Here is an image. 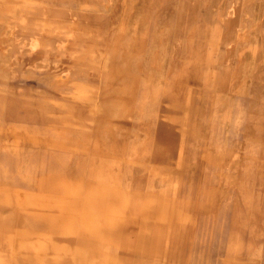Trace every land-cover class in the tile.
I'll return each mask as SVG.
<instances>
[{
    "label": "rangeland",
    "instance_id": "rangeland-1",
    "mask_svg": "<svg viewBox=\"0 0 264 264\" xmlns=\"http://www.w3.org/2000/svg\"><path fill=\"white\" fill-rule=\"evenodd\" d=\"M88 1L0 0V264H264V0Z\"/></svg>",
    "mask_w": 264,
    "mask_h": 264
},
{
    "label": "bare ground",
    "instance_id": "bare-ground-1",
    "mask_svg": "<svg viewBox=\"0 0 264 264\" xmlns=\"http://www.w3.org/2000/svg\"><path fill=\"white\" fill-rule=\"evenodd\" d=\"M107 2V3H110L111 2V0H98V4H99V2L101 3V2ZM237 1V0H236ZM241 2H242V0H240ZM77 2H78V4H77V6H75L74 8H71V9H69V10H84V9H86L87 7H92V5H93V3L94 2H92V1H88V0H77ZM157 2V1H156ZM240 2V3H241ZM157 3H159V2H157ZM156 3V4H157ZM234 3V2H233ZM235 5V4H234ZM240 6H241V4L239 5V7H237V4H236V7H237V9L238 8H240ZM234 7V6H233ZM107 8H108V6H107ZM156 9V8H155ZM173 9V8H172ZM235 9V8H234ZM230 11H231V8L229 9ZM239 10V9H238ZM237 10V11H238ZM233 11H236V10H233ZM229 12V11H228ZM71 13V12H70ZM172 13V12H171ZM234 13H238V12H234ZM172 15V14H171ZM169 16H170V14H169ZM234 16H235V18H236V14H234ZM239 16H240V13H239ZM238 16V17H239ZM167 17H168V15H167ZM220 17V16H219ZM229 17V16H228ZM86 18V17H85ZM221 18V17H220ZM233 19V18H232ZM166 20V19H165ZM223 20H224V18H223ZM222 20V21H223ZM229 20V19H228ZM236 20H237V18H236ZM79 21V20H78ZM77 21V22H78ZM167 21V20H166ZM232 21L233 22H235L234 21V19L233 20H231L230 22L232 23ZM237 21H239V20H237ZM147 23V22H146ZM229 24V23H228ZM237 24V23H236ZM144 25V24H143ZM231 24H229V26H230ZM233 25V24H232ZM236 26H238V25H236ZM232 27H234V26H232ZM165 29V28H164ZM230 29H231V27H230ZM57 31V30H56ZM228 31V30H227ZM234 31H235V29H234ZM47 33H49V32H47ZM226 35H227V33H225ZM224 37H226V36H223V38ZM182 39V38H181ZM221 39H222V37H221ZM180 40V39H179ZM231 40V39H230ZM35 41H37V40H34V43H35ZM159 42V41H158ZM178 42V41H177ZM177 44V43H176ZM181 43L179 42V45H180ZM32 45V44H31ZM36 46H38L37 44H36ZM231 47V46H230ZM232 48V47H231ZM230 48V49H231ZM262 48H263V46H262ZM63 49V48H62ZM229 48H227V50H230ZM234 50V49H233ZM263 50V49H262ZM234 52V51H233ZM51 53V52H50ZM53 54V53H52ZM231 54H232V52H231ZM229 55V54H228ZM227 57V56H226ZM261 58V57H260ZM261 62V61H260ZM55 66V65H54ZM173 66V65H172ZM58 68V67H57ZM50 69V68H49ZM55 70H56V68H55ZM58 71V70H57ZM10 72V71H9ZM64 72H65V74H64ZM101 71L100 70H97V75H96V77L98 78V76H100V73ZM171 74V73H170ZM168 76V75H167ZM52 77V76H51ZM68 77V73H66V71H61V72H58L54 77H52L53 78V81L56 83V84H58V83H62L64 80H66V78ZM101 78H102V76H101ZM89 79V78H88ZM100 79V78H99ZM49 80V79H48ZM95 82V81H94ZM151 82V81H150ZM225 84H227V83H225ZM96 85V84H95ZM79 86V85H78ZM57 87V86H56ZM85 87H87V86H85ZM78 88H80V87H78ZM154 88V87H153ZM222 89V88H221ZM83 90V89H82ZM54 91V94H48V95H45L44 97L45 98H47V99H49V100H53V101H55L56 99L57 100H59L58 99V95H60V94H62V95H65V93H66V89L65 88H63V89H61V90H59V89H55V90H53ZM74 91V90H73ZM72 91V92H73ZM77 92V91H76ZM75 92V93H76ZM79 98V97H78ZM179 98V97H178ZM177 98V99H178ZM32 106V105H31ZM41 115V114H40ZM51 115V114H50ZM49 115V116H50ZM54 116V115H53ZM60 117V116H59ZM130 118V117H129ZM35 119H38V118H35ZM56 119H59V118H56ZM61 119V118H60ZM45 120V119H44ZM54 120H55V118H54ZM62 120V119H61ZM34 121V120H33ZM35 122V121H34ZM38 123V122H37ZM5 125V124H4ZM114 127V126H113ZM127 128H129V127H127ZM103 132V131H102ZM124 132V131H123ZM106 134V133H105ZM130 135V134H129ZM51 138V137H50ZM97 141V140H96ZM109 141V140H108ZM137 144V143H136ZM108 145V144H107ZM26 146V145H25ZM96 146V145H95ZM117 149V148H116ZM115 151V150H114ZM123 152V151H122ZM127 152V151H126ZM124 154V153H123ZM128 154V153H127ZM126 154V155H127ZM125 155V154H124ZM117 156V155H116ZM121 158V157H120ZM142 159V158H141ZM122 160V159H121ZM120 160V161H121ZM126 160V159H125ZM120 161H118V162H120ZM124 161V160H123ZM117 162V163H118ZM127 162V161H126ZM123 163V162H122ZM124 164H126V163H124ZM126 166V165H125ZM121 170V169H120ZM145 171H147V170H145ZM115 172H118L117 170H115ZM123 173V172H122ZM115 184V183H114ZM111 185V184H110ZM113 185V184H112ZM163 187V186H162ZM257 258V257H256Z\"/></svg>",
    "mask_w": 264,
    "mask_h": 264
}]
</instances>
